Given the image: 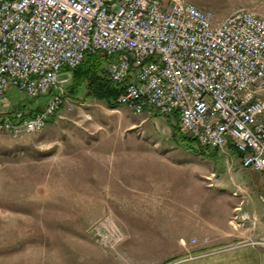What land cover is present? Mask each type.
Returning a JSON list of instances; mask_svg holds the SVG:
<instances>
[{"label":"built area","instance_id":"obj_1","mask_svg":"<svg viewBox=\"0 0 264 264\" xmlns=\"http://www.w3.org/2000/svg\"><path fill=\"white\" fill-rule=\"evenodd\" d=\"M89 54L106 58L119 106L177 115L198 146L264 174L263 18L240 9L216 22L187 0H0V100L12 89L46 99L30 116L0 112V134L43 132ZM93 233L104 250L124 238L112 219Z\"/></svg>","mask_w":264,"mask_h":264},{"label":"rangeland","instance_id":"obj_2","mask_svg":"<svg viewBox=\"0 0 264 264\" xmlns=\"http://www.w3.org/2000/svg\"><path fill=\"white\" fill-rule=\"evenodd\" d=\"M187 1L216 22L240 9L264 19V0ZM73 87L71 75L50 128L21 138L0 134V264H37L27 257L42 245L102 249L93 230L110 219L124 238L105 253L117 255L128 244L125 225L133 235L158 234L159 226L142 230L143 221H121L112 213L113 205L122 203L116 208L131 218L129 201H140L143 192L126 185L146 184L149 177L161 178L168 197H177L179 210L182 202V214L206 226L209 220L218 227L246 213L264 219V174L243 169L235 151L203 156L172 117L135 116L125 107L87 98L84 87ZM45 103V98L30 100L12 89L0 100V112L29 113ZM142 239L148 246L149 239ZM119 261L131 264L126 258Z\"/></svg>","mask_w":264,"mask_h":264},{"label":"crops","instance_id":"obj_3","mask_svg":"<svg viewBox=\"0 0 264 264\" xmlns=\"http://www.w3.org/2000/svg\"><path fill=\"white\" fill-rule=\"evenodd\" d=\"M145 114L152 113L146 111ZM146 179V184L126 185L143 192L140 201H129L130 208L133 206L128 210L131 218L125 217L126 210L116 208L122 203L113 205L112 213L119 215L121 221L124 218L132 222L143 221L142 230L145 227L156 230L159 226L158 234L150 231L149 235L147 232L133 235L132 227L129 229L125 225L128 244L120 248L117 255L88 245H42L34 248L33 256L27 260L37 264H121V258L131 264H264V246L254 244L264 240L263 217L253 215L250 218L246 213L250 218L248 221H243L240 215L237 220L232 217L221 221L222 225L218 227L209 220L206 226V221L182 214V202L179 210L177 197H168L167 185H162L161 178ZM188 229L193 232L188 234ZM142 237L149 239L148 246ZM153 255L158 257H155L157 263H153Z\"/></svg>","mask_w":264,"mask_h":264},{"label":"trees","instance_id":"obj_4","mask_svg":"<svg viewBox=\"0 0 264 264\" xmlns=\"http://www.w3.org/2000/svg\"><path fill=\"white\" fill-rule=\"evenodd\" d=\"M106 63L107 60L103 55H86L83 63L71 72L74 86L73 88L84 87L87 98H93L97 101L105 102L109 106H119L117 103V98L120 94V91H118L108 81L106 77ZM33 111L37 112L39 110H31L27 116H30ZM172 118L174 122L177 123L178 127L177 115H174ZM51 121L52 120H50V122ZM190 143L197 145L198 151H201L203 156L213 152V150L198 146V144L192 139L190 140Z\"/></svg>","mask_w":264,"mask_h":264}]
</instances>
